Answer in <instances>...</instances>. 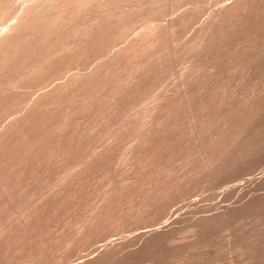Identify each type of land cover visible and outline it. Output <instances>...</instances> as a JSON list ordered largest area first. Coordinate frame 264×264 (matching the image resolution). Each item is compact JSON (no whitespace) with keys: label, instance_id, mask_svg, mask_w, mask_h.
Wrapping results in <instances>:
<instances>
[{"label":"rangeland","instance_id":"374dc122","mask_svg":"<svg viewBox=\"0 0 264 264\" xmlns=\"http://www.w3.org/2000/svg\"><path fill=\"white\" fill-rule=\"evenodd\" d=\"M63 1L0 51V264H264V0Z\"/></svg>","mask_w":264,"mask_h":264},{"label":"bare ground","instance_id":"6f19581e","mask_svg":"<svg viewBox=\"0 0 264 264\" xmlns=\"http://www.w3.org/2000/svg\"><path fill=\"white\" fill-rule=\"evenodd\" d=\"M10 1H12L13 2V0H0V9L2 10V11H4L5 12V10L7 9V7H8V5L10 4V6L12 5L11 3H10ZM22 1V0H21ZM25 1V0H24ZM85 1V0H84ZM88 1V0H87ZM87 1H85V2H87ZM91 1V0H90ZM232 1V0H231ZM235 2H236V0H234ZM15 2V1H14ZM17 2H18V0H17ZM62 2H64L63 0H28V2L26 3V4H24L23 6H21L23 3H21L20 2V0H19V3H21V4H18V3H16V4H14V5H18V10H17V12H18V14H17V16H16V19L15 20H12V21H14V22H9L8 24H7V26L5 27H3L2 29H0V51L2 50V54H3V50L4 51H6V52H8V50L7 49H9V48H11V47H16V46H13V45H17V42L23 37V39H24V35H27L28 33H29V31H28V33H27V31H26V34L24 33V28H25V26H26V23H28V22H30L32 19H34L35 17H37V16H39L40 14H42L43 12L45 13L46 11L45 10H48L49 8H51V10H52V7H53V10L55 9V7L56 6H58V5H60ZM66 2V1H65ZM68 2V1H67ZM114 2V1H113ZM238 3H239V1H237ZM228 3V2H227ZM230 3V2H229ZM68 4V3H67ZM235 4V3H234ZM233 4V5H234ZM81 5H84V4H82L81 3ZM86 5V4H85ZM229 5V4H228ZM232 5V6H233ZM236 5V4H235ZM63 6V5H62ZM69 7H70V5H68ZM71 6H72V4H71ZM222 6V5H221ZM224 6V5H223ZM231 6V5H230ZM65 7H67V6H65ZM84 7V6H83ZM234 7V6H233ZM57 8V7H56ZM61 8V7H60ZM77 8V7H76ZM78 8H79V6H78ZM230 8H232V7H230ZM10 9V8H9ZM8 9V10H9ZM58 9V8H57ZM57 9H55V10H57ZM63 9V8H62ZM70 9H72V8H70ZM75 9V8H74ZM81 9V8H80ZM87 9V8H86ZM130 9V8H129ZM225 9V8H224ZM1 10H0V12H1ZM8 10H6V13H7V11ZM66 10V9H65ZM49 11H50V9H49ZM85 11V10H84ZM84 11H83V14H84ZM224 11V10H223ZM223 11H221L220 10V12H223ZM227 11V10H226ZM48 12V11H47ZM55 12V11H54ZM65 12V11H64ZM87 12V11H86ZM219 12V13H220ZM3 13V12H2ZM53 13V12H52ZM81 13H82V11H81ZM225 13V12H224ZM231 13V12H230ZM50 14V13H49ZM61 14V13H60ZM149 14V13H148ZM2 14L0 13V16H1ZM45 15V14H44ZM47 15V14H46ZM58 15V14H57ZM214 15V14H213ZM224 15H226V14H224ZM216 16V15H215ZM214 16V17H215ZM223 16V15H222ZM40 17V16H39ZM38 17V18H39ZM46 17V16H45ZM50 17V16H49ZM85 17V16H84ZM41 18H42V16H41ZM83 18V17H82ZM86 18V17H85ZM209 18V17H208ZM217 17H215L214 19H216ZM222 18V17H221ZM55 19V18H54ZM52 20V19H51ZM57 20V19H56ZM98 20V19H97ZM177 20V19H176ZM217 20V19H216ZM32 21H34V20H32ZM47 21V20H46ZM82 21V20H81ZM87 21V20H86ZM56 22V21H55ZM58 22V21H57ZM81 23H83V22H81ZM89 23V22H88ZM208 23V22H207ZM206 23V24H207ZM118 24V23H117ZM29 25V24H28ZM82 25V24H81ZM210 25V24H209ZM53 26V25H52ZM85 27V26H84ZM105 27V26H104ZM206 27V26H205ZM26 28H28V27H26ZM25 28V29H26ZM81 28V27H80ZM94 28V27H93ZM97 28V27H96ZM207 28H208V26H207ZM215 28V27H214ZM33 29V28H32ZM88 29V28H87ZM87 29H86V31H87ZM28 30V29H27ZM83 30V29H82ZM89 30V29H88ZM35 32H37V30H34ZM49 31V30H48ZM77 31V30H76ZM205 31V30H204ZM30 32H33V31H30ZM74 32V31H73ZM66 33V32H65ZM94 33H95V31H94ZM204 33V32H203ZM33 35L35 34V33H32ZM31 33H30V35H32ZM84 34V33H83ZM38 35V34H37ZM37 35H34V36H37ZM109 35V34H108ZM28 36V35H27ZM27 36H25V39H29V37L30 36H28V38H27ZM84 36H86V34L84 35ZM91 36V35H90ZM115 36V35H114ZM122 36V35H121ZM133 36V35H132ZM87 37V36H86ZM124 37V36H123ZM34 37H31V39H33ZM76 38H77V36H76ZM76 38H75V40H76ZM114 38V37H113ZM22 39V41H25V39L23 40ZM88 38H86V40H87ZM98 39V38H97ZM35 39H33V41H34ZM37 40V39H36ZM84 40V39H83ZM29 40H27V42H28ZM30 42H32V40L30 41ZM35 42V41H34ZM34 42H32V44L34 43ZM37 42V41H36ZM35 42V43H36ZM74 42V41H73ZM81 42V41H80ZM87 42V41H86ZM122 42V41H121ZM203 42V41H202ZM19 43V42H18ZM59 43V42H58ZM74 43H76V42H74ZM111 43V42H110ZM115 43V42H114ZM69 44V43H68ZM77 44V43H76ZM84 44V43H83ZM111 44H113V43H111ZM36 45V44H35ZM34 45V46H35ZM71 45V44H70ZM73 45V44H72ZM74 46V45H73ZM123 46V45H122ZM78 47V46H77ZM76 47V48H77ZM84 47V46H83ZM65 48H66V46H65ZM75 48V47H74ZM124 48V47H123ZM134 48V47H133ZM15 49V48H14ZM35 49V48H34ZM72 49V48H71ZM82 49V48H81ZM88 49V48H87ZM10 50V49H9ZM94 50V49H93ZM203 50V49H202ZM30 51H32L31 49H30ZM67 51V50H66ZM69 51V50H68ZM112 51V50H111ZM5 52V53H6ZM65 52V51H64ZM71 52V51H70ZM83 52H85V51H83ZM105 52V51H104ZM27 53H28V51H27ZM42 53V52H41ZM61 53H63V52H61ZM72 53V52H71ZM123 53V52H122ZM58 54V53H57ZM61 55V54H60ZM58 56V55H57ZM85 56H87V55H85ZM116 56V55H115ZM52 58V57H51ZM84 58V57H83ZM89 58V57H88ZM117 58V57H116ZM34 60V59H33ZM46 61V60H45ZM95 61V60H94ZM105 61V60H104ZM126 61V60H125ZM42 69V68H41ZM168 69V68H167ZM67 72H69V71H67ZM86 72V71H85ZM89 72V71H88ZM37 73V72H36ZM70 73V72H69ZM92 73V72H91ZM40 74V73H39ZM71 74V73H70ZM75 75V74H74ZM81 74H78L77 73V75L76 76H80ZM88 74L86 73V76H87ZM69 76V75H68ZM71 76V75H70ZM68 77V78H71V77ZM82 76V75H81ZM80 76V77H81ZM66 77V76H65ZM74 76H73V74H72V78H73ZM85 77V76H84ZM95 77V76H94ZM76 78V77H75ZM53 79V78H52ZM62 79V78H61ZM74 79V78H73ZM83 79V78H82ZM87 79V78H86ZM49 80V79H48ZM54 80V79H53ZM66 80H68L67 79V77H66ZM66 80H64L65 82V84L67 83L66 82ZM56 81V80H55ZM69 81V80H68ZM54 82V81H53ZM57 83H58V81H56ZM83 82V81H82ZM89 82V81H88ZM52 84V83H51ZM58 84H60V83H58ZM63 84V83H62ZM48 85V84H47ZM53 85H55V84H53ZM53 85H48V86H52L51 88L53 89ZM47 87V86H46ZM49 87V89L51 90V88ZM65 87V86H64ZM71 87V86H70ZM151 87V86H150ZM42 88V87H41ZM44 88V87H43ZM42 88V89H43ZM48 88V87H47ZM56 88H60V86L59 87H56ZM43 90H45V89H43ZM50 90H45V91H50ZM42 91V90H41ZM40 91V93H43L44 91H42L41 92ZM54 91V90H53ZM56 91V90H55ZM18 92V91H17ZM51 93H52V91H51ZM44 94V93H43ZM45 94H47V92H45ZM37 95V94H36ZM45 96V95H41V94H39L38 93V96ZM48 95V94H47ZM50 95V94H49ZM37 97V96H36ZM35 98V97H34ZM39 98V97H38ZM43 98V97H42ZM37 99V98H36ZM40 99V98H39ZM42 100V99H41ZM30 101V100H29ZM34 101H35V99H34ZM31 102V101H30ZM36 102V101H35ZM39 102V101H38ZM41 102V101H40ZM34 103V102H33ZM32 104V103H31ZM1 105V104H0ZM39 105V104H38ZM33 106V105H32ZM28 110V109H27ZM30 110V109H29ZM28 110V111H29ZM34 110V109H33ZM34 112V111H33ZM24 115V114H23ZM7 116V115H6ZM19 118V117H18ZM11 120V119H10ZM13 120H14V118H13ZM16 121H14V123H15ZM12 124V123H11ZM17 124V123H16ZM5 125V124H4ZM144 125V124H143ZM146 126V125H145ZM8 127L9 128H11L10 127V125H9V123H8ZM21 127V126H20ZM3 128V127H2ZM6 128V127H5ZM4 129V128H3ZM6 129H8V128H6ZM1 130V129H0ZM5 131H7V130H4L3 131V133L5 132ZM2 134V133H1ZM1 134H0V136H1ZM5 135V134H4ZM154 136V135H153ZM82 160V159H81ZM136 161V160H135ZM19 164V163H18ZM64 181V180H63ZM116 198V197H115ZM23 219V218H22Z\"/></svg>","mask_w":264,"mask_h":264}]
</instances>
